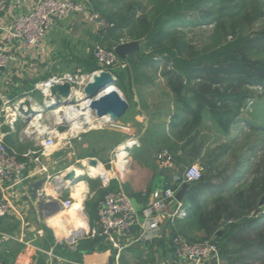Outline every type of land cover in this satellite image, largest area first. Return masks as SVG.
<instances>
[{
	"label": "crops",
	"instance_id": "crops-1",
	"mask_svg": "<svg viewBox=\"0 0 264 264\" xmlns=\"http://www.w3.org/2000/svg\"><path fill=\"white\" fill-rule=\"evenodd\" d=\"M37 1L6 0L4 10L0 12V48L12 55L9 66L0 69V139L25 162V168L18 176L20 181L7 182L3 192L11 200L13 208L0 218V264H41L48 254L53 256L51 264H109V259L112 264H189L187 260L175 255L171 244L175 234H182L183 224V218L171 223L166 216V213L175 209V201L167 203L160 217L162 238L147 242L135 240L139 229L134 227L129 236L116 237L121 247L118 249L104 238L88 234L89 230L98 228L96 204L102 195L94 199L95 208L93 205L89 208L86 200L92 196L89 180L100 178L89 175L86 166L82 164L85 160L95 159L105 165L107 173L113 177L104 192L121 188L137 211L155 200L164 188L180 189L182 183L176 177L183 164L189 161L180 150L176 152L179 158L173 156L171 164L161 166L156 160L154 148L150 157L147 153L139 156V163L133 168L141 136L145 132L151 138L156 134L164 136L168 130L174 103L166 81L161 84H136L137 92L135 88L132 89L134 93L131 99L124 97L129 104L127 111L110 125L123 135L121 140L113 144L110 153L129 138L137 142L128 150V163L125 166L116 163L109 165L110 153L104 163L99 160V151L109 144L102 137L105 130L110 128L104 126L107 121L94 114H90L92 127L84 123L78 131L72 129V122L67 124L62 121L63 107L44 110L28 122L23 119L10 121L8 109L5 108L7 100L15 103L25 97L35 109L43 107L44 100L37 87L40 82L52 75L88 74L92 71L89 65L94 64L95 60L92 53L94 45L109 49L116 45L115 37L108 32V28L101 29L89 23L86 14L74 13L60 18L34 47L20 41L6 42L7 30L15 17L27 12ZM76 1L85 3L93 10L89 0ZM120 72L127 74L130 69H118ZM113 75L116 78L117 74ZM158 89L162 93H169V99L160 96ZM74 113L75 110L73 113L72 110L68 112L70 115ZM66 118L71 121L84 120V116L77 115ZM45 136L59 139L57 148L46 157L40 156L41 141ZM188 156L193 155L190 153ZM35 157H39V161H35ZM42 164L47 166V172L35 173ZM69 167L83 169V172L77 175L72 185L61 183L59 191L57 178ZM79 182H83L86 189L77 196L74 186ZM57 192L59 196L55 197ZM65 198L78 199V211H64L62 200ZM179 202L183 204V200ZM71 212L70 221L73 224H68ZM60 219L66 222L65 228L59 226L62 223ZM78 221L81 223L79 227L75 226ZM83 229H86L85 232H79ZM218 264H221L220 260Z\"/></svg>",
	"mask_w": 264,
	"mask_h": 264
},
{
	"label": "trees",
	"instance_id": "trees-1",
	"mask_svg": "<svg viewBox=\"0 0 264 264\" xmlns=\"http://www.w3.org/2000/svg\"><path fill=\"white\" fill-rule=\"evenodd\" d=\"M90 1L93 10L113 25L108 28L110 34L127 28L130 39L140 42L142 51L126 59L125 69L131 73H118L117 82L128 76L138 83L144 68L161 61L169 64L166 85L175 110L164 143L177 147L174 157L179 158L176 152L180 150L189 158V164L198 159L200 147L196 140L204 123L214 125L226 136L231 126L242 120L248 100L264 95V89L259 94L254 90L257 86L264 88L263 0ZM106 2L114 10L102 9ZM216 6L219 9H214ZM216 16H226L229 21L226 28L216 22L224 38L211 45L198 48L179 29L184 23L204 24ZM261 20L260 29L246 30ZM119 43L120 37L116 36L115 44ZM93 61L90 73L99 69ZM190 153L193 156H188ZM218 157H210L200 179L189 184L183 198L186 216L182 236L191 242L212 238L219 257L228 263L264 264V205L258 206L264 194V163L256 165L252 179L243 185L235 187L232 178L218 185L213 178H221L222 172L212 173ZM188 230L200 238L188 237Z\"/></svg>",
	"mask_w": 264,
	"mask_h": 264
},
{
	"label": "built area",
	"instance_id": "built-area-1",
	"mask_svg": "<svg viewBox=\"0 0 264 264\" xmlns=\"http://www.w3.org/2000/svg\"><path fill=\"white\" fill-rule=\"evenodd\" d=\"M6 0H0V12L4 10ZM86 14L89 23L96 24L101 29H107L111 26L100 15L90 10L87 5L76 0H38L35 5L27 12L18 15L13 20L10 28L7 30L6 42L20 41L26 46L34 47L43 39L46 32L62 17L66 15ZM124 41H120L123 43ZM115 47V46H114ZM114 47L106 48L99 44L93 47V57L99 67L97 71H107L113 75L111 68H126V60L121 59L114 51ZM12 59V55L7 53L4 48H0V69L7 68ZM92 72V73H93ZM91 73V74H92ZM90 74V75H91ZM90 75L78 73H65L61 75H52L40 82L37 87L40 90L43 100L53 99L50 88L56 84L68 83L70 92L75 94L82 93V87L88 81ZM114 76V75H113ZM5 108L8 109L10 121L22 119L23 115L30 109H35L30 104L29 99L25 97L19 98L15 103L6 101ZM39 107L36 109H42ZM59 139L55 136H45L41 141L42 150L40 156L50 155L58 146ZM135 139L129 138L122 144L116 146L111 151V159L109 165L116 163L119 166H125L128 163V150L136 145ZM26 153L25 156H27ZM156 159L161 166H167L172 163L173 157L168 150H161ZM35 161H39V157H35ZM95 165H101L104 172L108 168L105 165L96 162ZM25 168V162L20 160L18 155L7 148L0 139V218L8 214L13 208L11 200L6 197L3 192L7 182L20 181L18 176ZM45 164L40 165L35 171L47 172ZM89 173V172H88ZM89 175H91L89 173ZM202 168L195 163L187 165L176 177L181 183H194L200 179ZM92 176V175H91ZM104 187H107L113 175H97ZM57 178V177H56ZM58 188L60 191L61 180L57 178ZM176 189L171 187L164 188L160 195L150 203L146 204L140 211H137L130 197L122 191L121 188L109 189L96 204V216L98 220V228L91 229L88 234L92 237L104 238L110 242L115 248L121 249L117 242L118 236H129L134 227H138V235L135 240L147 242L155 238H162L163 231L161 227V216L166 210L169 201H175L176 207L173 211L166 213L171 223L176 219L186 216V207L177 201L175 195ZM59 196V192L55 193V197ZM64 211L80 208L78 199L65 198L62 200ZM86 229L79 231L85 232ZM171 244L175 255L188 261L189 264H215L219 263V249L212 238H205L197 241H189L179 234H175L171 238ZM53 256L48 254L41 264H51ZM118 260V256H116Z\"/></svg>",
	"mask_w": 264,
	"mask_h": 264
},
{
	"label": "rangeland",
	"instance_id": "rangeland-1",
	"mask_svg": "<svg viewBox=\"0 0 264 264\" xmlns=\"http://www.w3.org/2000/svg\"><path fill=\"white\" fill-rule=\"evenodd\" d=\"M89 3L91 6H93V3L90 0ZM105 4H102V9L108 11L114 10L110 3L106 2ZM214 9H219V6H216ZM95 12L100 15L105 21H107V19L102 16L99 11ZM218 21L222 22L225 28L228 26L229 19L226 16H216L214 20H210L209 22H206L204 24L184 23L179 26V29L183 31L187 38H190L192 40L193 44L196 47L200 48L202 46L211 45L216 41L223 40L224 31L221 27H217L216 22ZM108 23L111 24L110 22ZM112 26L113 25L111 24L109 28H111ZM261 26L262 20L252 25L251 27L246 28V30L248 32H253L260 29ZM128 33L129 32L127 28L122 29L121 31H116L114 37H120V41L122 40L124 42L131 41ZM141 51L142 48L139 42V50L136 53H140ZM168 68L169 64L161 61L158 64L144 68L142 70V74L139 77L138 83H135L133 79H129L128 76H125L122 79H119L118 82L115 81L114 85L122 94L123 98L125 97L130 100L134 93L132 89L135 88L137 92L136 84H161L165 82L166 72ZM118 69L125 68L113 67L110 70L111 72L118 74ZM90 74L91 73L85 74V76ZM118 83L122 84V86L120 85L119 87V85H117ZM262 89L264 88L261 86H257L254 88L257 94L262 93ZM158 90V93H160V89ZM160 96H163L164 99L167 100L169 99L170 95L169 93L163 91V93L161 92ZM248 101L249 102L247 108L242 111V114L240 116L242 120L234 123L231 126L228 135L223 136L217 131L214 125L210 123H204V125L202 126V132L199 138L196 140V145L200 147V154L198 159H196L192 163L198 164L203 169L204 163H206V161L210 157L214 158L216 155H219L215 163V169L212 170V173L215 174L217 172H222L221 178H213L214 183L218 185H221L226 179L230 178H232V182L234 183L235 187L243 185L252 179V171L255 169L256 165L264 163V95L259 98L254 97ZM247 122H249L250 125H248ZM110 125V123H105L104 126L110 129L105 130V135L102 137V139L104 138L106 142H109V144L107 143L108 147L103 148L101 151H99V160L101 159L103 163L109 159V153L113 144L121 140V137L123 136L118 133V129L115 130L116 128H113ZM159 133L161 132L159 131ZM164 133L165 136H167L168 130H166V132ZM146 134L148 135V133L145 132V134L141 136L139 140L140 149L135 152L136 159L134 160L133 168L139 163L137 160L139 156H142L143 154L146 155L145 153H147V156L150 157L154 148L156 150V156L163 149L168 150L172 157L173 152L176 151V146L169 147V145H165L164 136H158V134H156L154 137L151 138V136L148 137ZM100 135L101 133H99V138ZM192 163L190 162V164ZM187 165H189V161L183 164L181 171ZM89 182L91 184L90 195L92 196L88 197L86 200L88 201L90 208L92 205H95L93 202L94 199L98 198L99 193L103 191L105 187L102 186V183L98 178H95L93 181L89 180ZM187 236L193 237L197 240V236L199 235L197 234L196 236L193 231L188 230ZM230 247L235 246L231 245ZM220 263L240 264L236 262L228 263L225 259L222 258H220Z\"/></svg>",
	"mask_w": 264,
	"mask_h": 264
},
{
	"label": "water",
	"instance_id": "water-1",
	"mask_svg": "<svg viewBox=\"0 0 264 264\" xmlns=\"http://www.w3.org/2000/svg\"><path fill=\"white\" fill-rule=\"evenodd\" d=\"M138 50L139 42L135 40L119 43L114 47L115 53L123 60H125L128 55ZM91 76H93V79L86 81L82 87V93L80 94L71 93L68 83L52 86L50 92L53 95V99L44 101L42 109H30L23 115L22 119L28 122L44 110L63 107L64 111H62L61 114L62 121L67 124L72 122L70 119L66 118L67 113L71 110L78 111L79 109H87L90 114H94L95 117L106 120L110 124L115 123L127 111L129 106L128 102L114 85L116 78L107 71H103L99 74L93 72ZM83 102L85 103L84 107L81 106ZM77 114V116H84V113L81 112ZM91 162L95 164L96 160L92 159ZM76 179L77 176L71 174L69 182L65 184H67V186L72 185L75 183ZM188 187V183L181 184L180 189L175 195L178 201L183 200ZM263 205L264 194L258 202L259 207ZM109 264H112L111 259H109Z\"/></svg>",
	"mask_w": 264,
	"mask_h": 264
},
{
	"label": "bare ground",
	"instance_id": "bare-ground-1",
	"mask_svg": "<svg viewBox=\"0 0 264 264\" xmlns=\"http://www.w3.org/2000/svg\"><path fill=\"white\" fill-rule=\"evenodd\" d=\"M101 72H103V71H97V72H95L96 74H99V73H101ZM91 79H93V76H91L90 75V77L88 78V80H91ZM30 101V100H29ZM83 104V107L85 106V103L83 102L82 103ZM79 111V112H78ZM78 111H75V113L73 114V115H70V114H68L67 113V115L66 116H75V115H78L77 113H84V120H81V121H78V120H74V121H72V129L74 130V131H78V130H80V129H82L83 128V126H84V123H89L90 124V126H91V124H92V121H91V119H90V112L87 110V109H79ZM72 113H73V111H72ZM103 121H105L106 122V120H103ZM94 126V125H93ZM92 127V126H91ZM91 160L92 159H88V160H85V161H83L82 162V164L84 165V166H86V168H87V170H88V172L92 175V176H95V175H98V173L100 174H103V175H108V173L107 172H104L103 170H102V167H101V165H95L93 162H91ZM83 172V169H80V168H76V167H69V168H67V169H64V171H63V173H62V175L59 177L60 178V180H61V183H68L69 182V179H70V175L71 174H73L74 176H77V175H79L80 173H82ZM75 188V192L74 193H76L77 194V196L78 195H80L79 194V192L80 191H82L83 192V190L85 191V189H86V187H85V184L83 183V182H79V183H77L76 184V186H74ZM77 211H78V209H77ZM75 213V212H74ZM77 213V212H76ZM75 213V214H76ZM72 215V212L70 213V216ZM69 218V217H68ZM70 219H72V216H71V218H69V220H68V224H73V222H71L70 221ZM60 221V223L62 222V220L60 219L59 220ZM66 224V222H62L61 224H59V226L60 227H64V225ZM81 223L78 221V225H75V226H81L80 225ZM65 228V227H64Z\"/></svg>",
	"mask_w": 264,
	"mask_h": 264
}]
</instances>
